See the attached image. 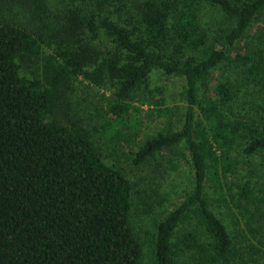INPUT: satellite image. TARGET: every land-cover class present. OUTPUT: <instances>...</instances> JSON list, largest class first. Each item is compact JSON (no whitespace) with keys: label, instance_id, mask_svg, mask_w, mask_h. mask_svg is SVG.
Masks as SVG:
<instances>
[{"label":"trees","instance_id":"1","mask_svg":"<svg viewBox=\"0 0 264 264\" xmlns=\"http://www.w3.org/2000/svg\"><path fill=\"white\" fill-rule=\"evenodd\" d=\"M156 71L183 80L181 118ZM78 85L100 95L91 128L60 116ZM259 96L264 0H0V264H264V186L235 156L264 153ZM93 133L176 174L148 263L135 182ZM226 190L228 223L210 199Z\"/></svg>","mask_w":264,"mask_h":264},{"label":"rangeland","instance_id":"2","mask_svg":"<svg viewBox=\"0 0 264 264\" xmlns=\"http://www.w3.org/2000/svg\"><path fill=\"white\" fill-rule=\"evenodd\" d=\"M204 18L209 26L208 32L211 40L213 37L221 34L220 32L224 28L223 16L221 11L216 10L210 6L204 9ZM222 73V72H220ZM152 87L164 88V95L166 98L167 106L172 110L177 118H181L184 113L185 104L180 95V91L183 87V80L177 77L165 75L161 71H156L152 77ZM96 88L82 87L78 85L77 90L72 93L69 97V102L66 105V110L60 113L61 119L67 124L80 120L83 125L90 127V122L86 117H90L94 113V106L100 104V95H98ZM262 100L259 102L264 106V97L259 96ZM240 102V108L243 103ZM145 110L148 106L144 107ZM143 113V112H142ZM148 113V112H147ZM143 115L146 116L144 112ZM155 115L148 113L147 126H153L156 123ZM94 137L97 140L98 146L102 148L103 152L109 159L120 164L130 179L133 178L137 193L135 196V204L133 209L134 221L137 226V231L140 233L145 249V261L149 262L152 250L153 232H154V219L159 216L158 208L161 205V200L167 193L168 186L171 185L170 180L174 173H170L169 178L162 179L160 182L157 181V174L160 168H162L160 161L152 160L150 165H145L142 168L132 164L131 157L129 158L130 150L125 149H112L106 143L104 138L100 135ZM240 164L238 170L244 174H250L256 176L264 186V153L257 154L252 157L245 156L237 153ZM184 169L186 167L184 166ZM239 172V173H240ZM241 178V173L239 174ZM225 200L218 201L220 195L211 193V204L215 211L228 223L234 219L235 216L232 214H238V209L235 207L231 192L225 191ZM240 217V216H239ZM238 228V227H237ZM231 230H235V226L232 223L230 225ZM249 233L245 234L246 236Z\"/></svg>","mask_w":264,"mask_h":264}]
</instances>
